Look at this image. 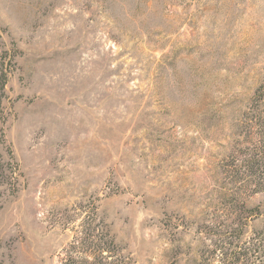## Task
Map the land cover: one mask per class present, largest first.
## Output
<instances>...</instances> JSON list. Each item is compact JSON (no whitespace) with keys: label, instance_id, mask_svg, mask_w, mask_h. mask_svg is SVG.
Returning a JSON list of instances; mask_svg holds the SVG:
<instances>
[{"label":"rangeland","instance_id":"374dc122","mask_svg":"<svg viewBox=\"0 0 264 264\" xmlns=\"http://www.w3.org/2000/svg\"><path fill=\"white\" fill-rule=\"evenodd\" d=\"M0 264H61L88 218L127 264H216L257 146L264 0H0ZM261 206L264 192L243 199Z\"/></svg>","mask_w":264,"mask_h":264},{"label":"trees","instance_id":"16d2710c","mask_svg":"<svg viewBox=\"0 0 264 264\" xmlns=\"http://www.w3.org/2000/svg\"><path fill=\"white\" fill-rule=\"evenodd\" d=\"M5 80L0 87L3 89ZM254 100L264 103V84L256 91ZM257 129V146L245 151L244 160L230 174L229 203L226 205L227 224H216L213 235V255L216 264H264V224L251 228V222L262 216L261 206L248 207L242 200L246 195L264 192V112L256 110L251 128ZM22 177L12 152L0 132V196L7 189L14 195L20 189ZM78 235L65 249L61 264H127L110 233L99 224L91 226L87 219Z\"/></svg>","mask_w":264,"mask_h":264}]
</instances>
